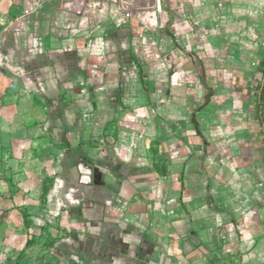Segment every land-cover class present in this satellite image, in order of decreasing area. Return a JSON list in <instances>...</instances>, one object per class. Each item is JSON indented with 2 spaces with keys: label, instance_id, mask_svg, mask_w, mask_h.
I'll return each mask as SVG.
<instances>
[{
  "label": "crops",
  "instance_id": "obj_1",
  "mask_svg": "<svg viewBox=\"0 0 264 264\" xmlns=\"http://www.w3.org/2000/svg\"><path fill=\"white\" fill-rule=\"evenodd\" d=\"M63 1L0 0V166L26 162V176L15 175L35 181L25 190L32 203L48 181L38 204L50 217L69 211L92 243L93 264H264V93L262 121L254 95L264 0L191 8L161 0L169 18L154 31L162 51L178 45L184 78L201 81L166 107L192 125L180 118L162 140L152 118L155 75L138 70L156 67L160 45H133L137 20L127 24L128 41L115 42L111 20L80 25ZM173 12L184 20L173 22ZM123 63L132 78L117 73ZM156 142L167 162L161 172Z\"/></svg>",
  "mask_w": 264,
  "mask_h": 264
},
{
  "label": "rangeland",
  "instance_id": "obj_2",
  "mask_svg": "<svg viewBox=\"0 0 264 264\" xmlns=\"http://www.w3.org/2000/svg\"><path fill=\"white\" fill-rule=\"evenodd\" d=\"M139 30L140 32L137 34L133 33L131 36L134 40L132 41L133 45L137 41H143V38L148 39V45H160V48L157 47L156 49V59L158 60L156 67L154 68L144 63L139 66L140 68L138 70L147 76L155 75L156 86L154 88L156 89V97L152 118L161 130L156 135V140H162L168 137V131L165 129L171 123H177L178 120H181L180 118H182V122L184 120L188 125H192L190 115L172 113L166 107L169 105H181L180 101L182 97H179V91L184 89L185 86L186 88H191V90L198 88L201 81H197L198 78L195 79V77L191 79L189 77L188 79L184 78L186 73L183 70L184 67L180 64L184 56L177 47L178 45H170L169 50L162 51L161 45H164V40L162 41L161 35L155 34L154 31L152 33L143 25L139 26ZM143 31H149L147 32L149 35L142 37ZM116 34L118 37V31ZM126 40L128 41L127 36ZM117 41L115 39V42ZM109 53L114 55L116 51L115 49L114 51L110 49ZM142 61L148 62L144 59ZM263 63L264 54L258 65V72L261 78L257 82L254 95H256L262 83ZM163 69L165 79L159 80L158 72ZM117 73L123 77V80L132 78L130 69L124 63L123 66L117 68ZM164 84L166 87L162 88L161 86ZM145 85V90L152 88L151 84L145 82ZM120 89L119 86L117 91H120ZM262 93H264V88ZM131 117H133L132 121L136 117L140 122L142 115L134 114ZM193 130L196 132V129H192L191 133L194 132ZM171 131L172 133L176 132L175 134L178 133L177 130ZM180 136L179 138L184 139V136ZM160 151L162 149H160L159 143L156 142L153 165L158 172H161L167 167V162L163 160L162 152ZM10 163V166H7L8 164L2 167L0 166V169L3 168L0 170V264H93V259L90 256L93 253L92 243L89 242L86 236L87 234H84L85 229L82 227L75 228L71 225V218L70 220L68 218V215H70L69 211L62 216L50 217L46 212L45 205L38 204L42 198H45V187L48 181L45 178L43 179L42 190L37 193L38 197L36 198V202L32 203V197L26 194L25 190L30 191L32 188L30 184L33 185L35 181L25 177L26 173L24 171L26 168L24 167L26 162L13 158ZM0 164L2 163L0 162ZM8 170L11 174L8 173ZM19 170L25 176H16L15 174ZM18 191H22L24 194L21 195ZM95 217L98 218V213L93 218L95 219Z\"/></svg>",
  "mask_w": 264,
  "mask_h": 264
},
{
  "label": "built area",
  "instance_id": "obj_3",
  "mask_svg": "<svg viewBox=\"0 0 264 264\" xmlns=\"http://www.w3.org/2000/svg\"><path fill=\"white\" fill-rule=\"evenodd\" d=\"M185 1L191 8L198 0ZM60 8L67 13L83 17L80 25L88 23L99 26L102 19L111 20L119 33L117 37L119 43L126 42L129 33L127 24L131 20H137L146 29L152 31L166 29L169 23L168 13L163 11L161 0H64ZM173 14L174 16L171 17L173 22L177 17L180 21L184 20L182 12H173Z\"/></svg>",
  "mask_w": 264,
  "mask_h": 264
},
{
  "label": "trees",
  "instance_id": "obj_4",
  "mask_svg": "<svg viewBox=\"0 0 264 264\" xmlns=\"http://www.w3.org/2000/svg\"><path fill=\"white\" fill-rule=\"evenodd\" d=\"M263 65H264V63H263ZM264 86V68H263V71H262V83H261V85H260V87H259V89H258V92H259V95L257 96V98H256V108H257V115H258V118H260V120L262 121V119H261V113H260V106H261V104H260V101H261V98H262V92H263V87Z\"/></svg>",
  "mask_w": 264,
  "mask_h": 264
}]
</instances>
